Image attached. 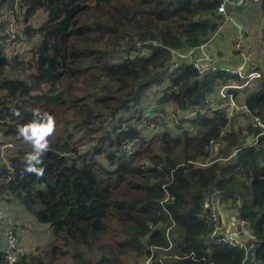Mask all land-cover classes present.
I'll return each mask as SVG.
<instances>
[{
	"label": "trees",
	"instance_id": "trees-1",
	"mask_svg": "<svg viewBox=\"0 0 264 264\" xmlns=\"http://www.w3.org/2000/svg\"><path fill=\"white\" fill-rule=\"evenodd\" d=\"M17 3L0 0V30L6 36L12 19L19 24L12 41L29 46L7 54L0 45V145L16 144L5 148L4 162L0 157V197L31 213L51 238L16 264H143L152 252L166 255L164 264H264V134L251 125L226 131L225 111L204 112L221 84L243 80L225 70L200 75L169 58V48L209 39L218 0ZM259 71L243 91L264 123ZM163 73L167 83L153 107H172L174 127L145 136L141 104ZM192 108L195 114L184 119ZM34 109L56 122L43 177L23 171L31 148L17 135ZM160 113L163 122L168 112ZM255 136L257 145L244 146ZM166 194L173 200L164 210ZM211 197L219 211L237 208L251 247L210 239Z\"/></svg>",
	"mask_w": 264,
	"mask_h": 264
},
{
	"label": "built area",
	"instance_id": "built-area-1",
	"mask_svg": "<svg viewBox=\"0 0 264 264\" xmlns=\"http://www.w3.org/2000/svg\"><path fill=\"white\" fill-rule=\"evenodd\" d=\"M234 0H218V5L215 9L214 17L216 21H218V30H221L225 25H234V35H233V48L234 51L238 54H243L244 51V44L246 40V27L242 24H237L235 22L234 16L227 10L228 6L233 4ZM18 5L17 0H14V6ZM8 8V7H7ZM4 9L1 11L3 14ZM11 18V17H10ZM2 16H0V21L2 20ZM19 31V24L14 22L12 19L9 24L8 31L6 32V36L0 30V45L5 43H12V39L15 38V34ZM218 34V33H217ZM212 35L209 36V39L202 41L201 43L191 46V47H184V48H169V58L172 63H186L195 69L200 75H204L207 72L217 71V70H225L230 72L233 75L241 78L243 80L242 83H229L227 85H223L219 90V96L215 99L209 98L210 107L207 108L204 112H214L217 110H222L229 112V116L233 113H242L248 115L250 119L254 122L253 127L259 128L261 130L260 134L264 132V123L260 120L257 114H255L254 110H250L249 107L244 102L237 103L234 98H236L235 94L232 92L234 89L244 88L253 82L255 79H258L261 76V72L259 70H242V69H234L229 68L226 66H219L215 62V57L207 48L209 41L212 39ZM22 43V40L18 41L17 43ZM192 112H196V108L192 110ZM228 117V116H227ZM229 118V117H228ZM258 144V137H252V140L249 145H257ZM132 143L127 145V149L130 150ZM243 146V147H244ZM234 154V152H233ZM201 164V163H197ZM173 197L172 195L166 194L160 204L162 205L164 210H167L165 207V203L172 202ZM210 203V204H209ZM215 198L211 197L208 201L209 206V216L211 218V231H210V239L215 243H227L231 246H237L238 248H248L253 245V241L247 243L242 237V230L246 226V221L243 219L239 220V227L235 231H226L224 226H220V213L215 204ZM215 206L212 208V206ZM4 200L0 197V252L4 253L3 257L6 261L5 264H16L17 260L20 256L27 255L28 248L23 246L21 242L18 240L17 233L19 230H16L13 226H9V224L5 223V210L4 209ZM216 209V210H215ZM171 222L172 219L170 218ZM171 229L168 226L165 229V238L169 242V247H171L170 235L169 230ZM150 248V246H149ZM167 250V249H165ZM172 256V255H171ZM166 255H156L152 252L151 255L146 256L144 261L145 264H164V259ZM175 257H177L175 255ZM179 257V256H178ZM143 261V264H144Z\"/></svg>",
	"mask_w": 264,
	"mask_h": 264
},
{
	"label": "rangeland",
	"instance_id": "rangeland-1",
	"mask_svg": "<svg viewBox=\"0 0 264 264\" xmlns=\"http://www.w3.org/2000/svg\"><path fill=\"white\" fill-rule=\"evenodd\" d=\"M41 18L40 20H44L46 18V14L45 12H41ZM215 14V13H214ZM235 22L239 25V23L237 22V20L235 19ZM228 25H225V27H223L221 30H218V23H217V27L216 29L213 31V33H211L212 37H218L219 32L223 31ZM233 27H235L234 25H232ZM263 42H264V37H263ZM234 44L233 41L231 42V47L233 48ZM28 45H25L24 43H5L2 44V49L7 53V54H12L15 52V50H19V51H24L26 50V48H28ZM234 49V48H233ZM142 52H144V48L142 49ZM161 78L163 79L162 83L156 87L155 89V93L150 90V88L152 89V86H149L148 89H146L147 91V99L144 100V102H142V107H143V112H142V122L139 123V127L142 130V134L145 136H148L150 134H155V133H162L165 131H172V127H174V123L172 122V119L174 118V110L172 109V107H169V109L167 108V110L165 111H161L159 109H154L153 104L156 101V99H158V95H157V90L162 88L164 85H166L167 83V73H163L161 75ZM256 80V79H255ZM254 80V81H255ZM236 83L233 81H229L226 84H221L217 90V96H219V90L223 85H227L229 83ZM250 85V84H249ZM248 86V85H247ZM238 90V96H236L235 101L237 103H242L244 102L243 99H245V94L243 91V87L236 89ZM216 96V97H217ZM213 99H215V96H212ZM192 109H189L188 112H184V114L188 113L189 115H185L183 116V118H191L194 114V112H192ZM160 112H168L167 113V117L166 119L162 122L161 121V117L163 115V113ZM211 112V111H210ZM210 112H206L207 114H210ZM129 113H121V115H128ZM226 115L229 117V125L226 128L227 130H230L231 128L234 131L240 130V128H242L245 132H246V127L248 125H251L253 127V121L250 119V117L248 115L242 114V113H233L231 116H229V112H227L226 109ZM170 127V128H169ZM183 128H187V129H191L190 128V124L188 125V123L185 121V123L183 124ZM264 134V132H263ZM7 142H5V146L0 145V157L1 160L4 162L5 158H6V150L5 148H15L16 144L13 143L12 140H7ZM216 143H213V155L217 152L216 151ZM200 163L199 161L195 162ZM6 202V201H5ZM7 203V202H6ZM210 204V203H209ZM216 204V203H215ZM7 205H9L11 208H8L7 210H5V214H6V218H5V223L6 224H11V226H13L16 230H19V232L17 233L18 235V240L21 242V244H23V246L28 248V252L33 251L34 247L36 245H44L45 242L47 240H49L51 238V232L50 229L47 228L46 226H43L42 224H39L37 221H35L34 216L31 213L26 212L22 207H20L18 204H16L14 201L11 203H7ZM209 209V206H207ZM215 207L214 205L211 207L212 208ZM235 209V213L231 216H229L231 219H236V217L239 218L238 216V210L236 207H234ZM6 209V208H4ZM219 209V207H218ZM216 210V209H215ZM18 219V220H15ZM220 226L222 223V226H224L225 224H223L222 222V218L220 217ZM25 221L27 222V226H26V230L22 227L21 223ZM37 249V248H36ZM36 249L34 251H36ZM33 251V252H34ZM156 253V252H153ZM145 264V261H144Z\"/></svg>",
	"mask_w": 264,
	"mask_h": 264
},
{
	"label": "crops",
	"instance_id": "crops-1",
	"mask_svg": "<svg viewBox=\"0 0 264 264\" xmlns=\"http://www.w3.org/2000/svg\"><path fill=\"white\" fill-rule=\"evenodd\" d=\"M261 3L262 0H234V3L228 6L227 10L237 22L246 27L244 51L243 54H238L231 47L235 30L232 25H228L218 33V37H213L207 46L208 50L214 55L216 64L246 71L264 68V11ZM249 138L251 139V137ZM8 208L11 207H7L6 210ZM234 209V206H228L219 211L226 231H235L239 227L240 219L229 217L235 213ZM21 225L25 230L27 229V222L23 221ZM250 235L251 231L245 226L241 237L248 242L250 241Z\"/></svg>",
	"mask_w": 264,
	"mask_h": 264
},
{
	"label": "clouds",
	"instance_id": "clouds-1",
	"mask_svg": "<svg viewBox=\"0 0 264 264\" xmlns=\"http://www.w3.org/2000/svg\"><path fill=\"white\" fill-rule=\"evenodd\" d=\"M33 117L31 121L17 126V135L31 148V151L23 158V171L37 177H43L45 172V168L41 166L43 156L50 148L49 138L55 133L56 122L52 115L47 112L42 113L39 109L33 110ZM251 241L253 239L251 240L250 237L248 242Z\"/></svg>",
	"mask_w": 264,
	"mask_h": 264
},
{
	"label": "water",
	"instance_id": "water-1",
	"mask_svg": "<svg viewBox=\"0 0 264 264\" xmlns=\"http://www.w3.org/2000/svg\"><path fill=\"white\" fill-rule=\"evenodd\" d=\"M251 240H252V237H251ZM247 243H249V242H247Z\"/></svg>",
	"mask_w": 264,
	"mask_h": 264
}]
</instances>
